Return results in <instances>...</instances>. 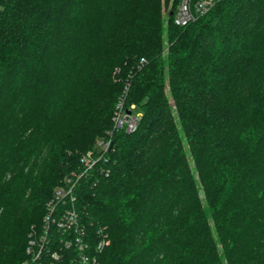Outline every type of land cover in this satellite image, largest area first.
I'll use <instances>...</instances> for the list:
<instances>
[{
  "label": "trees",
  "instance_id": "trees-1",
  "mask_svg": "<svg viewBox=\"0 0 264 264\" xmlns=\"http://www.w3.org/2000/svg\"><path fill=\"white\" fill-rule=\"evenodd\" d=\"M168 2L0 0V264L67 178L98 264H264V0Z\"/></svg>",
  "mask_w": 264,
  "mask_h": 264
},
{
  "label": "built area",
  "instance_id": "built-area-1",
  "mask_svg": "<svg viewBox=\"0 0 264 264\" xmlns=\"http://www.w3.org/2000/svg\"><path fill=\"white\" fill-rule=\"evenodd\" d=\"M220 0H178L173 13V24L184 27L199 17L205 15ZM134 105L129 110L123 106V98L119 99L113 114V127L131 133L136 129L139 114L132 113ZM110 143L100 140L96 149L100 153L109 148ZM96 154L88 151L81 158V163L90 169L98 159ZM73 199V186L71 178L65 184L53 191L52 199L46 204V214L39 234L30 235L26 253L29 258L22 264H98L97 258L90 250L85 239L84 228L76 210L64 208L60 204L64 199ZM104 244L101 239L97 245L99 251ZM71 253V255H70ZM70 255V256H69Z\"/></svg>",
  "mask_w": 264,
  "mask_h": 264
},
{
  "label": "rangeland",
  "instance_id": "rangeland-1",
  "mask_svg": "<svg viewBox=\"0 0 264 264\" xmlns=\"http://www.w3.org/2000/svg\"><path fill=\"white\" fill-rule=\"evenodd\" d=\"M173 4H172V0H169V2H168V5H167V7L165 8V9H163V13H164V15L166 14V13H168L169 11H171V9H172V6ZM119 101V100H118ZM118 103V102H117ZM116 103V104H117ZM82 158V157H81ZM58 188V187H57ZM56 189V188H55ZM72 203H74V201L72 200ZM29 241V240H28ZM27 246H28V244H27ZM27 249V248H26Z\"/></svg>",
  "mask_w": 264,
  "mask_h": 264
},
{
  "label": "water",
  "instance_id": "water-1",
  "mask_svg": "<svg viewBox=\"0 0 264 264\" xmlns=\"http://www.w3.org/2000/svg\"><path fill=\"white\" fill-rule=\"evenodd\" d=\"M171 15H172V13L170 12V13H169V16H171Z\"/></svg>",
  "mask_w": 264,
  "mask_h": 264
}]
</instances>
